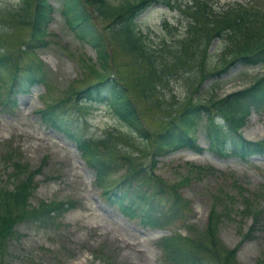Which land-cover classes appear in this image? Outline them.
<instances>
[{
  "label": "trees",
  "instance_id": "16d2710c",
  "mask_svg": "<svg viewBox=\"0 0 264 264\" xmlns=\"http://www.w3.org/2000/svg\"><path fill=\"white\" fill-rule=\"evenodd\" d=\"M219 2L63 0L62 14L66 23L80 41L96 50L98 67L89 66L88 73L94 81L81 88L69 87L65 97L53 103L46 101L36 111L44 124L63 132L76 143L81 158L94 172L95 185L109 204L117 205L123 214L144 227L168 229L178 222L187 225V235L175 233L158 240L161 264H207L209 260L213 264H239L240 245L226 248L219 237L221 225L226 218H231L230 210L233 211L237 202L242 205L241 218L252 219L249 230L243 234L244 240L252 238L264 221V208L259 206L258 193L245 187L234 172L226 174L213 167H192L198 175L219 176L218 190L212 195L203 235L193 237L191 233L195 230L187 219L192 203L181 192V187L190 179L185 178L171 186L152 173L160 157L182 149L203 151L198 137L191 133L200 119L206 122L211 148L216 153L242 160L264 155V139L249 140L242 130L254 111L264 112V74L249 86L224 96L213 91L205 101H195L191 95L198 92L210 76L219 79L238 66H264V0ZM154 3L177 8L186 17L181 26L170 27L168 21L163 22L172 33V41H163L159 47L148 40L138 22ZM54 12L51 0H21L15 8L0 13V24H7L14 31L20 27L30 28V40L18 45L34 51L46 45ZM102 22H107L108 27L105 28ZM10 37L8 33L0 32V89L6 91V97L0 92V105L5 107H15L19 94L29 93L32 87L45 82L43 66L33 63L22 70L10 61L13 53L20 51L10 46ZM216 40L219 41L215 50L218 49V54L213 60L211 47ZM114 44L131 58L135 75L130 84L113 71L110 48H114ZM186 73L190 77V96L174 107L165 105V89L176 76ZM85 81L83 78L82 82ZM47 93L48 89L42 95L43 100ZM99 103L108 104L130 132L98 140L84 132L86 121L82 126L72 121L73 112L83 115L88 107ZM147 108L164 113V124L159 130H152L147 125L144 118ZM128 133H135L144 140L143 149L150 156L148 166L140 161V154L123 149L122 143L135 145ZM0 158L10 169L8 180L13 181L12 188L0 186V264H4L9 241L16 236L18 226L28 222H57L75 204L44 200L33 204L36 178L44 164L32 168L24 160L21 150L12 144H3ZM124 168L125 174L115 178V174Z\"/></svg>",
  "mask_w": 264,
  "mask_h": 264
},
{
  "label": "rangeland",
  "instance_id": "374dc122",
  "mask_svg": "<svg viewBox=\"0 0 264 264\" xmlns=\"http://www.w3.org/2000/svg\"><path fill=\"white\" fill-rule=\"evenodd\" d=\"M219 1L222 4L231 0ZM20 2L21 0H0V13L15 8ZM62 2L63 0H52L55 12L48 27V41L44 47L34 51L22 47V44L18 45L19 42L30 40V28L20 27L14 31L9 29L7 24H0L3 29L0 32L11 36L8 39L12 44L10 46L15 50L19 48L24 51L14 52L10 61L22 70L33 63L43 66L45 79V82L35 85L29 93L19 94L15 107L0 105V152L3 151V144H12L20 148L24 160L28 161L32 168L44 164L42 172L36 178L33 204L42 200H69L75 202L76 206L63 214L57 222H28L18 226L16 236L9 241L4 264H161V251L157 245L159 238L165 234L187 235V225L178 222L168 229H151L125 216L117 205H111L105 200L101 189L94 183V172L86 166L76 144L63 132L44 124L36 113L46 101L53 103L65 97L69 87L76 85L81 88L94 81L88 73L89 66L98 67L96 50L88 43L80 41L66 23L62 14ZM164 21H168L170 27L181 26L186 22V17L181 10L161 3L152 4L139 17L140 28L154 46L159 47L163 41H172V33L163 26ZM102 24L105 28L108 27L107 22ZM218 44L219 41L216 40L211 49L213 60L217 59L218 49L215 50ZM114 46L110 48L113 71L123 78L126 84H130L135 75L131 58L117 44ZM262 74L264 66L234 67L219 79L210 76L198 92L192 91L191 95L195 101H205L213 91L224 96L249 86ZM4 75L9 79L7 73ZM188 77L187 73L181 74L170 82L164 91L165 105L174 107L188 99L191 91ZM83 78H86L85 82H82ZM46 89L48 93L43 100L42 95ZM0 92L2 97H6L4 89H0ZM140 107L142 108V105ZM71 118L77 126H82L86 121L84 132L98 140L129 131L106 103L88 107L83 115L73 112ZM144 118L152 130L163 127L164 113L160 110L147 108L144 110ZM242 130L250 140L264 139V112L254 111ZM191 133L199 138L204 150L197 152L182 149L160 157L152 173L171 186L181 183L185 178L190 179L181 187V192L192 203L187 215L188 224L193 225L195 230L191 233L192 236L202 237L212 206V195L217 192L219 182L217 174L198 175L192 167H213L226 174L234 172L245 187L254 194L258 193L259 206L264 208V155L242 160L216 153L211 148L206 122L202 119L196 122ZM128 134L135 145L132 142L122 143L123 149L140 154L141 162L150 163V156L143 149L144 140L135 133ZM141 149L143 150L140 151ZM125 171V168L120 169L115 178L123 176ZM9 172L10 169L0 158V186L13 187V181L7 177ZM232 209L231 218H226L221 225V242L228 249L240 245L237 254L239 264H264V221L261 229L254 231L252 238L244 240L243 234L249 230L252 219L241 218L240 202ZM96 253L101 254L103 258L97 257ZM207 264L213 262L209 260Z\"/></svg>",
  "mask_w": 264,
  "mask_h": 264
}]
</instances>
